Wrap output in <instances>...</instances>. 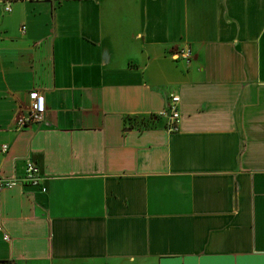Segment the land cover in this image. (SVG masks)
<instances>
[{
    "label": "crops",
    "instance_id": "obj_1",
    "mask_svg": "<svg viewBox=\"0 0 264 264\" xmlns=\"http://www.w3.org/2000/svg\"><path fill=\"white\" fill-rule=\"evenodd\" d=\"M0 1V264H264V0Z\"/></svg>",
    "mask_w": 264,
    "mask_h": 264
},
{
    "label": "built area",
    "instance_id": "obj_2",
    "mask_svg": "<svg viewBox=\"0 0 264 264\" xmlns=\"http://www.w3.org/2000/svg\"><path fill=\"white\" fill-rule=\"evenodd\" d=\"M14 1H31V0H14ZM2 5V12L9 13L11 11L10 1H0ZM181 56L187 62L190 60V51L188 49L181 50L176 54ZM179 97L176 94H170L166 99V105L164 111L161 113L166 120L165 130L168 133H176L179 130ZM44 113V101L43 96L38 92H32L29 96V109L27 114L18 120L19 126H26L29 124L39 123L42 121V115ZM2 151H6V146L2 147ZM43 176L40 173L36 164L31 161H26L24 166V174L21 178L6 179L0 176V187L10 188L15 185H30L40 189L42 193H45L46 189L42 186ZM4 240H8V237L4 235ZM8 264H16L9 262Z\"/></svg>",
    "mask_w": 264,
    "mask_h": 264
},
{
    "label": "trees",
    "instance_id": "obj_3",
    "mask_svg": "<svg viewBox=\"0 0 264 264\" xmlns=\"http://www.w3.org/2000/svg\"><path fill=\"white\" fill-rule=\"evenodd\" d=\"M140 124H141L142 126H147V124L144 123L142 120L140 121Z\"/></svg>",
    "mask_w": 264,
    "mask_h": 264
},
{
    "label": "rangeland",
    "instance_id": "obj_4",
    "mask_svg": "<svg viewBox=\"0 0 264 264\" xmlns=\"http://www.w3.org/2000/svg\"><path fill=\"white\" fill-rule=\"evenodd\" d=\"M147 124V123H146Z\"/></svg>",
    "mask_w": 264,
    "mask_h": 264
}]
</instances>
